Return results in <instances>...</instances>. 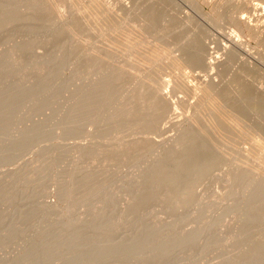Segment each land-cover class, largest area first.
<instances>
[{"label": "rangeland", "instance_id": "rangeland-1", "mask_svg": "<svg viewBox=\"0 0 264 264\" xmlns=\"http://www.w3.org/2000/svg\"><path fill=\"white\" fill-rule=\"evenodd\" d=\"M240 1L0 0L1 107L21 90L0 264H264V0ZM76 91L96 97L72 137Z\"/></svg>", "mask_w": 264, "mask_h": 264}, {"label": "bare ground", "instance_id": "bare-ground-1", "mask_svg": "<svg viewBox=\"0 0 264 264\" xmlns=\"http://www.w3.org/2000/svg\"><path fill=\"white\" fill-rule=\"evenodd\" d=\"M153 1H154V0H153ZM207 1H208V0H207ZM216 1H217V0H216ZM231 1H232V0H231ZM235 1H237V0H235ZM248 1H249V0H248ZM253 1H254V0H253ZM214 2H215V1H214ZM238 2H239V1H238ZM215 3H216V2H215ZM249 3H250V1H249ZM249 3H248V4H249ZM236 4H237V2H236ZM240 4H241V6H242V5H245V6H246V5H247V0H241V1H240ZM251 4H252V3H251ZM215 5H216V4H215ZM252 5H253V4H252ZM254 5H255V4H254ZM245 6H244V7H245ZM247 6H250V5H247ZM239 7H240V6H239ZM250 7H251V6H250ZM240 8H243V7H240ZM254 8H255V7H254ZM254 8H253V9H254ZM248 9H250V8H248ZM251 9H252V7H251ZM253 9H252V10H253ZM252 10H251V11H252ZM254 10H255V9H254ZM254 10H253V11H254ZM253 11H252V12H253ZM249 12H250V11H249ZM257 14H258V13H257ZM261 15H262V14H261ZM260 17H261V16H260ZM258 18H259V17H258ZM243 21H245V20L243 19L242 22H243ZM243 23L246 25V26H244V27H247V28H250L251 26H253V25H251V24L249 23V24L251 25V26H250V25L248 24V21H247V23H246V22H243ZM261 25H262V24H261ZM259 26H260V25H259ZM255 27H256V25H255ZM260 27H261V26H260ZM252 28H253V27H252ZM262 28H263V27H262ZM262 28H261V30H262ZM254 29H255V28H254ZM259 30H260V29H259ZM259 30H258V31H259ZM261 30H260V31H261ZM260 31H259V32H260ZM261 32H262V34L264 33V28H263V30H262ZM258 34H259V33H258ZM262 36H263V35H262ZM232 41L234 42V40H232ZM232 41H230V42L233 44ZM236 41H238V40H236ZM230 42H229V43H230ZM238 43H239V42H238ZM238 45L241 46L240 43H239ZM232 46H233V45H232ZM235 46H236V45H235ZM236 47H237V46H236ZM73 80L78 82V80L76 79V77H74ZM44 82L46 83L47 81H43V83H44ZM71 82H72V85H73V83H75V82H73V81H71ZM45 83H44L43 86H45ZM166 84H167V83H166ZM166 84H165V83H162V86H161V89H160L161 91H160V95H159V97H161V99H163V100H165V98L168 99V97H169V95H168L169 93H167L168 91H165V90L163 89V87H165ZM4 86H5V88H6L7 85H5V83H4V85H3V83H2V88H3V89H4ZM12 86H13V85H12ZM12 86H11V88L14 87V89H15L16 86H15V85H14L13 87H12ZM74 86H75V85H73V87L71 86V87H72V88H71L72 91H73V89H74ZM77 86H78V84H77ZM78 87H79V86H78ZM78 87H75L76 89H74V90H77V89L79 90ZM105 87H106V86H105ZM0 88H1V87H0ZM2 88L0 89V91L2 90ZM7 88H8V87H7ZM7 88H6L5 91H8ZM16 88H18V87H16ZM102 88H103V87H102ZM102 88H101V89H102ZM166 88L168 89V86L165 87V89H166ZM169 88H170V87H169ZM14 89H13L12 91H10V92H7V93L4 92V93L6 94V95H4V98L7 97V95H8V97H9V93H10L11 95H13V96L15 95V98H16V97L18 96V94H17V96H16V94H12V93H11V92L14 93ZM33 89H34V88H33ZM35 89H36V88H35ZM101 89H100V90H101ZM104 89H105V88H104ZM104 89H102V91H104ZM162 89H163V90H162ZM9 90H10V89H9ZM15 90H17V89H15ZM41 90H42V89H41ZM100 90H99V91H100ZM32 91H33V93H35L34 90H32ZM90 91H91V90H90ZM1 92H2V91H1ZM18 92L21 93V90H20V91L17 90L16 93H18ZM92 92H93V90H92ZM92 92L89 93V92L87 91V92H85L84 96H81L77 91H76V93L73 92L74 94H73L72 97H74V100H72L73 98L71 99L72 101H75V103L73 102V104H74V106H73V108H72L73 113H72V110L70 111L71 108L69 107L70 109L68 108V110H69L70 113H72V115H71V117H70L71 120L68 119L69 117L67 118L68 121L71 122V124H70L71 126L69 125V126L71 127V128L69 127V128H70V132L67 131V133H72V134H74V135H71L72 137H75V134H76V137H77V133H79V130H80V127H81L82 121L85 120V118H86L85 107L87 106V104H89V105H88L89 107H87V108H90V107H91V105H90L91 102L88 101V99H89V97H90L91 95L95 96L94 94H92ZM96 92H98V91H96ZM108 92H109V90H108ZM108 92H107V93H108ZM37 93H38V91H37ZM37 93H36V94H37ZM39 93H42V92L40 91ZM93 93H95V92H93ZM99 93H100V92H99ZM36 94H35V96H36ZM97 94H98V93H97ZM97 94H96V95H97ZM0 95H2V93H0ZM37 95H38V94H37ZM100 95H101V94H100ZM2 96H3V95H2ZM13 96H12V97L10 96V98H11L13 101H15V105H13L14 102H12V103L10 102V103H11L12 106L14 107V106L17 105L16 102L18 101L17 99H19V98H16V99L14 100ZM32 96L34 97V94H32ZM40 96H41V95H39V97H40ZM102 96H104V95L102 94ZM107 96H108V94H107ZM8 97H7V99H8ZM33 97H32V98H33ZM36 97H37V96H36ZM70 97H71V96H70ZM91 97H92V96H91ZM91 97H90V98H91ZM95 97H96V96H95ZM2 98H3V97H2ZM4 98H3V99H4ZM10 98H9V99H10ZM101 98H102V97H100L99 99H101ZM103 98H105V99H104V103H105V101H106V96H104ZM103 98H102V99H103ZM145 98H147L146 101H145L146 104H145V105L143 104V105L146 106V105L148 104V105L150 106V108H153V107H154V103H155L157 97H156L154 94H148V95H146ZM9 99H8V100H9ZM34 99H35V98L31 99V101L34 102ZM39 99H40V98H39ZM4 100H5V99H4ZM4 100H3V101H4ZM3 101L0 100V102H3ZM9 101H11V100H9ZM92 101H94V100H92ZM108 101H109V100H108ZM108 101H107V102H108ZM4 102H5V101H4ZM6 102H8V101L6 100ZM21 102H22V101L20 100V101L18 102V104L20 103V105L23 106ZM35 102L37 103V101H35ZM99 102H100V101H99ZM7 104H9V102H8ZM95 104H97V103L95 102ZM1 105H2V104H0V108H2ZM20 105H19V107H20ZM69 105L71 106V102H70ZM92 105H94V103H93ZM101 105H102V101H101ZM3 106H4V104H3ZM12 106H11V107H12ZM17 106H18V105H17ZM17 106H16V108H17ZM102 106H103V105H102ZM104 106H105V105H104ZM106 106H108V104H106ZM5 107L7 108L8 105H6ZM5 107H4V108H5ZM11 107H10V106L8 107V108H10V111H12ZM94 107H95V106H94ZM94 107L92 106L91 108L94 109ZM4 108H2L3 111H4V112L6 111V113H8V112H7L8 109L5 108L6 110H4ZM20 108H21V107H20ZM98 108H99V107H98ZM106 108H108V107H106ZM102 109H103V107H102ZM13 110H14V108H13ZM17 110H18V108H17ZM104 110H106V109H104ZM10 111H9V113H10ZM116 111H117V110H116ZM116 111H115V112H116ZM14 112H15V111H14ZM99 112H100V111H99ZM175 112H176V110H173V113H175ZM0 113H1V111H0ZM6 113H3V114H6ZM34 113H35V112H34ZM34 113H33V115H34ZM70 113H69V114H70ZM1 114H2V113H1ZM67 114H68V112H67ZM175 114H176V113H175ZM38 115H39V113H38ZM34 116H35V115H34ZM67 116H68V115H67ZM69 116H70V115H69ZM17 117H18V116H17ZM38 117H39V116H38ZM38 117H37V118H38ZM88 126H89V124H88ZM23 127H24V125L22 126V128H23ZM25 127H27V126L25 125ZM18 132L21 133V132H24V131H23V130L21 131V130L19 129ZM18 132H16V133H18ZM86 132H87V131H86ZM67 133H66V134H67ZM25 134H26V133H25ZM36 134H37V133H36ZM13 135H14V140H15V137H19V136L16 135V134H13ZM19 135H20V134H19ZM33 135H35V133H33ZM68 135H69V134H68ZM68 135H67V136H68ZM84 135H85V133H84ZM87 135H88V132H87ZM10 136H11V135H10ZM23 136H24V135H23ZM69 136H70V135H69ZM20 137H21V136H20ZM9 138H10V137H9ZM11 138L13 139V137H11ZM30 138H32V137H29V139H30ZM12 139H11V140H12ZM17 139H18V138H17ZM29 139H28V140H29ZM2 140H3V139H2ZM8 140H9V139H8ZM5 141H6V140H5ZM5 141H4V142H5ZM4 142H2V143H4ZM11 142H12V141H11ZM6 144H7V143H6ZM86 145H87V144H86ZM86 145H85V146H86ZM86 152H88V151H86ZM89 152H91V150H90ZM84 154L86 155V153H84ZM104 161H105V160H104ZM180 164H183V162H181ZM183 165H184V164H183ZM183 165H182V168H183ZM85 172L88 173L89 171H85ZM161 174H162V173H161ZM85 175H86V174H85ZM163 175H164V174H163ZM171 177H172V176H171ZM154 178H156V176H155ZM157 178H158V175H157ZM165 178H166V177H165ZM168 178H169V177H168ZM171 180H172V178H171ZM163 181H164V180H163ZM167 181H168V179H167ZM154 183H155V182H154ZM157 184H158V183H156V185H157ZM83 185H84V184H83ZM80 186H81V185H80ZM76 187H79V185L76 186ZM82 187H83V186H82ZM86 187H87V185H86V186L84 185V188H85V189H87ZM154 188H155V187L153 186V190H154ZM156 188H157V187H156ZM156 188H155V190H156ZM82 189H83V188H82ZM158 189H159V188H158ZM75 190H76V189H75ZM83 190H84V189H83ZM83 190H82V191H83ZM87 190H88V189H87ZM141 190H143V189H141ZM85 191H86V190H85ZM160 191H161V189H160ZM154 193H155V192H154ZM151 194H152V193H151ZM151 194H150V195H151ZM167 194H168V193H167ZM261 194H262V193H261ZM170 197H171V196H170ZM170 197H169V195H168V198H170ZM179 197H180V196H179ZM179 197H178V199H179V200H182V199L179 198ZM259 197H260V196H259ZM163 198H164V197H163ZM261 198H262V197H261ZM165 199H166V197H165ZM165 199H164V200H165ZM178 199H177V200H178ZM257 199H258V198H257ZM169 200H170V199H169ZM171 200H172V199H171ZM177 200H176V201H177ZM172 201H173V200H172ZM236 210H237V209H236ZM231 213L234 214V212H231ZM231 213H230V214H231ZM230 214L227 215V214H224V213H223L222 216L225 215V216H223V218H224V217H227V216H228L227 218H229V215H230ZM233 214H231V215H233ZM232 217H233V216H232ZM232 217H230V218H232ZM247 217H248V216H246V218H247ZM223 218L221 217V219H223ZM249 218H250V217H249ZM242 219H245V217L242 218ZM250 219H252V217H251ZM225 220H226V219H225ZM247 220H248V218H247ZM253 220H254V219H253ZM253 220H252V221H253ZM245 221H246V219H245ZM245 221L243 220V223H244V224H245ZM224 222H226V221H224ZM241 222H242V221H241ZM248 222H249V221H248ZM248 222H247L246 226H244V225H242V226H244V227H248V226H247V225H249ZM251 223H253V222L250 221V224H251ZM241 224H242V223H241ZM241 224H240V225H241ZM68 226H69V225H68ZM64 227H65V226H64ZM250 227H251V225H249V227H248L247 229H250ZM62 228H63V227H62ZM68 228H69V227H68ZM102 228H103V227H102ZM63 229H65V228H63ZM103 229H104V228H103ZM105 229H106V228H105ZM239 229H240V227H239ZM241 229H242V227H241ZM241 229L239 230L241 233L245 232V230H246V229H245V230L243 231V230H241ZM70 230H71V229H70ZM79 230H80V229H79ZM62 231H63V230H62ZM247 231H250V230H246L245 233H247ZM68 232H69V231H68ZM73 232H74V231H73ZM73 232H71V233H73ZM76 232H77V231H75V233H76ZM79 232H80V231H79ZM106 232H107V231H106ZM106 232H105V233H106ZM108 232H109V231H108ZM71 233H70V237L72 238V237H74V235L71 236ZM102 233H104V232H102ZM102 233H101V234H102ZM152 233L154 234V232H152ZM152 233H151V234H152ZM65 234H66V233H61V235H64L63 237H66L67 234H66V235H65ZM68 234H69V233H68ZM149 234H150V233H149ZM151 234H150V237L148 236L149 238H151V236H152ZM238 234L240 235V233H238ZM58 235H59V234H58ZM147 235H148V234H147ZM156 235H157V234H154L155 237H156ZM234 235H235V234H234ZM246 235L249 236L248 233H247ZM59 236H60V235H59ZM59 236H58V237H59ZM77 236H78V235H77ZM99 236H102V235H99ZM193 236H194V235H193ZM241 236H243V235H240V237H241ZM67 237H69V235H67ZM70 237H69V239H70ZM80 237H81V236H80ZM148 237H147V238H148ZM186 237H187V236H186ZM236 237H237V235H236ZM75 238L78 239L76 236H75ZM81 238H82V237H81ZM187 238H188V237H187ZM237 238H239V237H237ZM241 238H242V237H241ZM246 238H247V237H246ZM246 238L244 239L245 241H246ZM257 238H258V237H257ZM257 238H256V239H257ZM262 238H264V237H262ZM59 239H60V238H59ZM61 239H62V236H61ZM61 239H60V240H61ZM135 239H136V238H135ZM197 239H198V236L190 237V238L185 239V240H183V241L181 240L182 242L180 241L181 243L178 242V244H180L181 246H182V245H187V244H189V243H191V242H193V241H196ZM229 239H230V240H229ZM229 239H228V240H229L230 242H231V240H232L231 243L234 242V243H238V244H239V243H241V242L243 241V240L240 239L241 242H240V240H239V242H238V239H237V241L235 242V241H233V240H234L233 237H232V239H231V238H229ZM64 240H65V239H64ZM67 240H68V239H67ZM132 240H133V239H132ZM146 240H147V239H146ZM146 240H145V241H146ZM150 240H151V239H150ZM152 240H153V241H156V242L158 241V239H157V240H154V238H152ZM257 240H258V239H257ZM257 240H255L256 243H257ZM260 240H261V238L259 239V242H261L263 239H262L261 241H260ZM69 241H71V239H70ZM69 241H68V244H69ZM75 241H76V240H75ZM75 241H74V242H75ZM145 241H144V242H145ZM59 242H60V241H59ZM64 242L67 243L66 241H64ZM64 242H63V239H62V240H61V243H64ZM72 242H73V240H72ZM132 242H133V241H131V243H132ZM135 242H136V241H135ZM144 242H143V243H144ZM243 242H244V241H243ZM61 243H60V244H61ZM75 243H76V242H75ZM131 243H130V244H131ZM143 243H142V244H143ZM147 243H150V241H146V243H144L143 245H145V247L148 248V246H146ZM130 244H129V245H130ZM133 244H135V243L133 242ZM133 244L131 245L132 247H133ZM150 244H151V243H150ZM150 244H148V245H150ZM58 245H59V244H58ZM61 245H62V244H61ZM61 245H59V246L61 247ZM63 245H64V244H63ZM63 245H62V246H63ZM66 245H67V244H65V246H66ZM75 245H76V244H75ZM258 245H260V243H259ZM59 246H58V248H59ZM67 246H69V245H67ZM73 246H74V245L72 244V247H73ZM255 246H256V245H255ZM72 247H71V248H72ZM104 247H105V246H104ZM106 247H107V246H106ZM106 247H105V249L107 250L108 247H107V248H106ZM134 247H135V246H134ZM145 247H144V248H145ZM257 247H258V246H257ZM261 247H264V244L261 245V246L259 247V248L262 250L263 248H261ZM64 248H66V247H64ZM142 248H143V247H142ZM152 248H153V245H152ZM67 249H68V248H67ZM99 249H100V248H99ZM99 249H98V250H99ZM114 249L116 250V248H114ZM54 250H55V249H54ZM57 250H59V249H56V251H57ZM60 250H61V248H60ZM261 250H260V251H261ZM99 251H100V250H99ZM103 251H105V250L103 249ZM254 251H255V250H254ZM263 251H264V250H262V252H263ZM59 252H60V251H59ZM100 252H101V251H100ZM106 252H107V251H106ZM161 252H162V251H161ZM161 252H160V253H161ZM165 252H166V251H164V253H165ZM257 252H258V250L255 251L254 253H255V254H258V255L260 256V255H261V254H259L260 252H259V253H257ZM262 252H261V253H262ZM56 253H57V252H56ZM54 254H55V253H54ZM262 254H264V253H262ZM52 255H53V254H52ZM98 255H99V253H98ZM158 255H159V254H158ZM162 255H163V254H162ZM162 255H161V256H162ZM258 255H256V257H257ZM49 256H50V254H49ZM85 256H86V255H85ZM87 256H89V255H87ZM100 257H101V256H100ZM252 257L256 260V258H255L254 256H252ZM86 258H87V257H86ZM253 258H252V259H253ZM259 258H260V257H259ZM254 259H253V260H254Z\"/></svg>", "mask_w": 264, "mask_h": 264}]
</instances>
